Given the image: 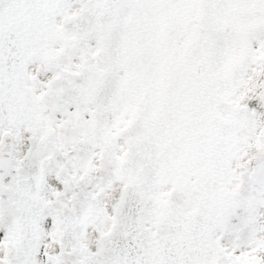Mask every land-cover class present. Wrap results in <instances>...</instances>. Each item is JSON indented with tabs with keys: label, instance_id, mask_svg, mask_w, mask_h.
I'll return each instance as SVG.
<instances>
[{
	"label": "snow or ice",
	"instance_id": "obj_1",
	"mask_svg": "<svg viewBox=\"0 0 264 264\" xmlns=\"http://www.w3.org/2000/svg\"><path fill=\"white\" fill-rule=\"evenodd\" d=\"M0 264H264V0H0Z\"/></svg>",
	"mask_w": 264,
	"mask_h": 264
}]
</instances>
